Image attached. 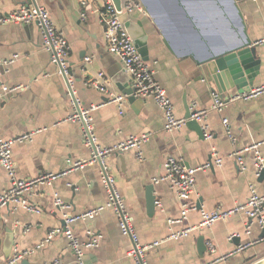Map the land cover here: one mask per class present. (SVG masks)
I'll use <instances>...</instances> for the list:
<instances>
[{
  "label": "crops",
  "instance_id": "obj_1",
  "mask_svg": "<svg viewBox=\"0 0 264 264\" xmlns=\"http://www.w3.org/2000/svg\"><path fill=\"white\" fill-rule=\"evenodd\" d=\"M93 10L102 7V0H92ZM133 0H122L123 9ZM139 8L121 13L122 20L138 50L146 51L145 60L155 69V78L167 90L175 105V114L184 118L187 108L208 109L200 121L213 134L202 140L192 127L165 129L166 119L152 98L138 97L134 102L123 92L134 88L123 63L107 49L104 24L98 12L81 18L79 0H33L45 6L58 29L71 46L69 63L75 96L81 107L101 104L108 98L87 83L104 72L109 90L124 95V113L116 103H106L94 112V123L101 145L113 147L130 136L150 132L143 146L144 159L138 160L134 149L123 151L126 168L118 154L107 160L124 197L142 244L164 239L170 233L169 219L180 215L181 205L169 184L153 183L165 172L168 155L181 158L187 167L196 168L214 163L215 148L223 158L221 166L201 170L196 174L198 208L212 212L228 209L245 202L253 187L264 194V177L259 178L252 153H245L247 168L242 170L233 155L254 142L264 139V92L247 100L228 103L223 110H211L212 91L223 97L239 92L236 88L218 91L204 77L199 62L210 52L231 48L246 37L255 44L264 37V0H241L239 6L245 28L239 25L231 0H134ZM28 0H0V16L14 12ZM30 4V3H29ZM223 8V9H221ZM244 31V32H243ZM202 36L208 41L202 40ZM19 57L12 63L7 61ZM84 57V68L82 57ZM259 71L253 88L264 85V44H257ZM90 58V62H86ZM0 138L16 137L35 132L30 141L15 144L13 154L21 178H35L50 172L62 173L49 186L29 190L23 199L40 208L30 212L18 203L0 208V264H6L16 248H35L54 227L63 225L66 215L80 214L106 202V190L101 181L100 166L90 163L89 150L84 146L78 123L68 120L74 106L68 94L66 80L50 61L43 47L36 24H8L0 27ZM26 86L5 92L16 86ZM224 120L229 121L233 140ZM264 155V146L261 147ZM72 163H81L71 166ZM123 166V167H122ZM154 184L153 195L160 205L151 208L148 188ZM10 181L0 163V194ZM57 196L62 204H56ZM198 211L189 214L184 225L199 223ZM246 215L235 214L225 221L215 222L209 229L191 233L180 240H167L148 251L149 264H255L264 258V227L256 223L246 233ZM82 241L89 231L100 236L99 245L87 250L85 264H136L130 255L131 240L120 230L114 210H106L93 220L73 225ZM182 225L174 226L175 230ZM204 235L208 247L200 254L199 239ZM248 245L238 251L240 246ZM207 246V245H206ZM60 258L66 264H76V257L63 235L55 236L43 249H35L18 264H51Z\"/></svg>",
  "mask_w": 264,
  "mask_h": 264
},
{
  "label": "built area",
  "instance_id": "obj_2",
  "mask_svg": "<svg viewBox=\"0 0 264 264\" xmlns=\"http://www.w3.org/2000/svg\"><path fill=\"white\" fill-rule=\"evenodd\" d=\"M81 4V18L85 20L89 12H98L99 19L104 24V36L107 40V49L114 54L124 65L127 73L133 81L135 88V96L140 98H152L162 110L166 125L165 129L173 131L186 125L185 118H179L175 114V105L168 95L167 90L155 78V69L151 63L146 61L140 54L138 48L134 44L128 30L122 20V15L116 9L114 0H102V7L97 10L92 8V0H79ZM134 8H139L136 1H131L124 7V11L132 12ZM36 24L42 36L43 47L50 54V61L56 66L57 71L66 80L68 94L72 97V104L74 106L72 114L68 120L79 124L82 132V139L84 146L89 150L90 163H97L100 166L101 181L106 190V202L95 206L90 210L80 214H69L64 217L63 225L52 228L35 248L29 250H20L16 248L12 257L6 264H18L24 257L32 254L35 249H43L52 239L57 235H63L67 238L69 248L76 257V264H85V255L87 250L96 248L99 245L100 236L89 231V239L82 241L75 233L73 225L78 221L93 220L106 210H114L117 215L118 223L122 234L128 237L132 242L130 255L134 258L136 264H149L147 261V253L150 249L155 248L167 240H180L186 238L191 233L200 232L204 229H209L217 221H225L235 214L243 213L246 215V233L251 232L254 224L258 223L264 227V194H259L253 187L250 197L242 203H238L231 208H218L212 212L204 208H198L195 202V195L197 193L196 174L197 172L208 169L212 166H221L223 158L219 155L217 150L213 148L212 155L214 163H208L196 168L187 167L184 161L174 155H168L164 161V174L159 178H154L153 183L167 182L171 190L175 193L180 202V215L175 218H170L168 223L170 226V233L162 240L149 244H142L139 234L136 231L133 223V218L128 211L127 204L124 197L120 193L116 185L115 175L112 173L107 160L111 154L117 151H124L127 149H134L136 158L138 160L144 159L143 146L151 138V133L146 132L137 136H130L126 141L113 147H105L100 144L96 127L94 123V112L106 103H116L119 106V112L124 113V101L126 96L115 95L108 88V81L105 78L104 72H100L92 81L87 84L100 91L108 98L101 104H93L89 108L81 107L78 99L75 96L73 88V77L71 73V66L69 63L71 46L65 33L58 29L49 10L38 3H25L17 8L14 12L8 15L0 16V27L8 24ZM257 44H264V37L256 42ZM19 56L14 55L7 61V64L14 62ZM86 62H90V58H86ZM69 86V88H68ZM26 86H16L13 88L3 87L5 92H13L19 89H26ZM264 92V85L251 90V92H237L227 97H223L221 93L212 91L211 110H223L228 103L247 101ZM196 113L192 118L199 122L204 120L208 114L206 108H196V105L191 106ZM224 125L227 128L230 138L233 140L229 121L224 120ZM205 139L210 140L213 134L209 131L208 126H202ZM35 132H26L16 137L0 138V163L7 173L10 185L0 194V208L10 204L18 203L30 212L40 213V208L34 204L29 203L23 196L31 189L38 186H49L57 180L62 173L50 172L45 175L24 179L18 175L17 165L13 154L15 144L30 141ZM264 146V139L254 142L240 151L234 152L233 155L242 170L247 168L245 162V153H252L255 158L257 174L260 176L264 170V155L261 147ZM71 166H78L81 163H72ZM157 205L160 202L156 201ZM56 204L61 205L62 200L57 196ZM193 211H198L201 215V220L197 224L184 225L189 218V214ZM182 225V228L175 230L174 226ZM208 249L211 252L216 251V247L212 241L206 242ZM248 245L240 246L238 251L244 250ZM51 264H66L60 258L53 260Z\"/></svg>",
  "mask_w": 264,
  "mask_h": 264
},
{
  "label": "water",
  "instance_id": "obj_3",
  "mask_svg": "<svg viewBox=\"0 0 264 264\" xmlns=\"http://www.w3.org/2000/svg\"><path fill=\"white\" fill-rule=\"evenodd\" d=\"M233 2V6L236 10V15L238 17L239 25L245 28V21L243 14L241 12L239 2L241 0H231ZM31 4L33 0H28ZM116 9L118 12H123L122 0H114ZM223 9V8H221ZM244 32V31H243ZM129 33V32H128ZM202 40L208 41V37L206 39L202 36ZM257 44H255L250 38L246 37V39L242 40L241 43L228 48L219 53H213L211 51L210 55L199 62V65H202L204 69V77L209 83H214L218 91H225L236 88L239 92H251L253 88V81L256 74L259 71V59L256 57ZM142 57L145 59L146 51L144 49L139 50ZM84 57H82L83 65L81 68H84ZM1 73V71H0ZM2 82H0V86ZM69 88V86H68ZM135 88H130L123 92L127 95V99L131 102H134L138 97L135 96ZM196 113L195 110H192L191 107L187 108L185 119L187 120L186 125L193 128V130L197 133L199 138L205 140L204 131L200 122L192 118V116ZM114 154L119 155V161H121V165L126 168L125 158L123 155V151H117ZM122 166V167H123ZM264 177V170L261 171L259 178ZM154 184H151L148 188L149 199L151 202V208L154 209L156 198L153 195ZM206 240L205 236L201 235L199 239V252L200 254L206 250ZM255 264H264V258L258 261Z\"/></svg>",
  "mask_w": 264,
  "mask_h": 264
}]
</instances>
